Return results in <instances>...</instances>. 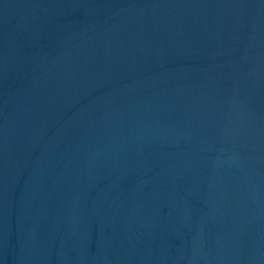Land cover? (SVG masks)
<instances>
[{
	"label": "water",
	"instance_id": "obj_1",
	"mask_svg": "<svg viewBox=\"0 0 264 264\" xmlns=\"http://www.w3.org/2000/svg\"><path fill=\"white\" fill-rule=\"evenodd\" d=\"M0 264H264V0H0Z\"/></svg>",
	"mask_w": 264,
	"mask_h": 264
}]
</instances>
